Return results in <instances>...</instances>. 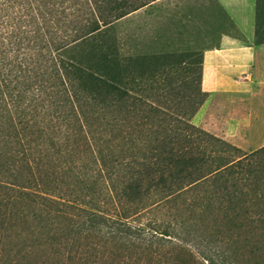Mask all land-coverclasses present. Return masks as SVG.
I'll return each instance as SVG.
<instances>
[{
  "label": "trees",
  "instance_id": "obj_1",
  "mask_svg": "<svg viewBox=\"0 0 264 264\" xmlns=\"http://www.w3.org/2000/svg\"><path fill=\"white\" fill-rule=\"evenodd\" d=\"M66 1L79 30L54 49L34 0H0V229L58 236V264H235L242 235L264 239V145L191 122L198 52L117 53L114 23L155 0ZM183 88L184 112L149 100Z\"/></svg>",
  "mask_w": 264,
  "mask_h": 264
},
{
  "label": "rangeland",
  "instance_id": "obj_2",
  "mask_svg": "<svg viewBox=\"0 0 264 264\" xmlns=\"http://www.w3.org/2000/svg\"><path fill=\"white\" fill-rule=\"evenodd\" d=\"M34 1L41 22L52 38L54 49L64 45L73 36L75 29L77 30L79 27L74 20V16L79 13L76 12L79 7H72L71 2L66 1L65 3V0ZM169 14H172V17ZM179 14L189 17L188 20L184 21L174 17ZM190 21H195L197 24L190 23ZM214 23L215 0H162L156 5H147L115 22L113 26L114 48L120 56L136 59H151L158 55L181 52H199L205 43V36L202 38L199 36V32L202 28L205 30V27ZM194 33L198 36H193ZM104 40L111 43L107 37H104ZM165 66L174 68L170 65ZM210 67L209 62L200 59L192 74L200 81L201 90L206 95L209 94L207 90H211L212 85L215 84V77L210 71ZM176 69L187 74L183 67ZM188 75L191 74L188 73ZM227 79L231 81V78ZM234 79L238 81L239 78ZM186 93H189L188 89L183 88L164 96L161 100H149L158 105L171 107L174 111L181 113L188 109ZM198 99L196 97V101ZM253 111L254 113L259 112L260 116L253 118V123L249 126V133H246V139L249 140L250 146L242 148L245 152L256 150L264 145V102L260 104V107L256 106ZM211 113V108H209L207 116H210ZM191 122L199 126L195 117L191 119ZM207 127L211 130L209 131L211 134L225 139L226 133L224 130L221 131L220 125L209 123ZM227 141L233 144V142ZM190 217V214L186 215V218ZM150 218L156 219L158 222H168L169 219L163 213L154 214ZM7 226L0 229V264H15V259L20 260L22 264H58L62 260L63 257L54 252L57 245L52 243L58 236L55 240L46 241V238L40 237L38 230L32 229L31 224L17 222L12 228ZM240 240L236 246L230 247V249H227V245L224 244L221 249L229 250L226 255L230 256L235 264H264V239L249 237V241H247L248 238L245 239V235H242ZM108 247L109 251H115V254L118 253V250H125L121 245L112 244ZM190 248L194 252L197 250L195 247ZM129 252L133 253L132 250ZM24 255L27 257L22 259ZM196 258L199 263L203 262L198 256ZM204 264L206 263L204 262Z\"/></svg>",
  "mask_w": 264,
  "mask_h": 264
},
{
  "label": "crops",
  "instance_id": "obj_3",
  "mask_svg": "<svg viewBox=\"0 0 264 264\" xmlns=\"http://www.w3.org/2000/svg\"><path fill=\"white\" fill-rule=\"evenodd\" d=\"M199 36H205V43L198 53L211 64L215 84L207 90L208 95L201 90L206 97L193 118L207 132L211 131L209 123L220 125L225 139L241 149L248 148L246 133L253 118L260 116L253 109L264 102V17L256 13V0H215V23L202 28ZM209 108L212 113L207 116Z\"/></svg>",
  "mask_w": 264,
  "mask_h": 264
},
{
  "label": "built area",
  "instance_id": "obj_4",
  "mask_svg": "<svg viewBox=\"0 0 264 264\" xmlns=\"http://www.w3.org/2000/svg\"><path fill=\"white\" fill-rule=\"evenodd\" d=\"M244 79H247L246 77H244Z\"/></svg>",
  "mask_w": 264,
  "mask_h": 264
}]
</instances>
